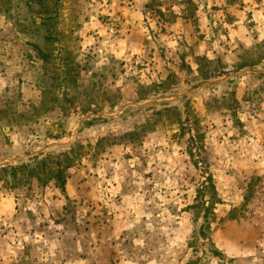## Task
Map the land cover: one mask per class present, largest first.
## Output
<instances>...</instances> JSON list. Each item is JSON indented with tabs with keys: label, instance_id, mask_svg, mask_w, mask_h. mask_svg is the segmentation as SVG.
Listing matches in <instances>:
<instances>
[{
	"label": "rangeland",
	"instance_id": "374dc122",
	"mask_svg": "<svg viewBox=\"0 0 264 264\" xmlns=\"http://www.w3.org/2000/svg\"><path fill=\"white\" fill-rule=\"evenodd\" d=\"M67 149L0 264H264V0H0V165Z\"/></svg>",
	"mask_w": 264,
	"mask_h": 264
},
{
	"label": "trees",
	"instance_id": "16d2710c",
	"mask_svg": "<svg viewBox=\"0 0 264 264\" xmlns=\"http://www.w3.org/2000/svg\"><path fill=\"white\" fill-rule=\"evenodd\" d=\"M74 149H67L57 154L46 156H36L26 161H21L18 165L15 163H5L0 165V182L6 183L11 187H20L29 180H35L38 184L45 186L48 183L58 188L60 192L65 191V171L72 167L76 162ZM195 165L198 161L194 160L193 155L189 153ZM205 183L196 195V204L191 206L192 209L202 212L201 224L198 226L196 234L203 239L208 238V230L210 221L213 219V207L216 204V192L210 177H207ZM209 217H212L209 218ZM233 218L232 215H230ZM212 255H218L215 250H212Z\"/></svg>",
	"mask_w": 264,
	"mask_h": 264
}]
</instances>
